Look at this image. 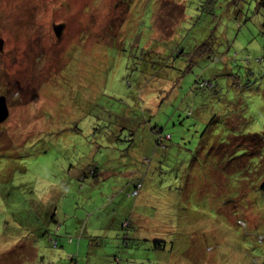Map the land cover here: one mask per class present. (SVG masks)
Segmentation results:
<instances>
[{"label": "rangeland", "instance_id": "374dc122", "mask_svg": "<svg viewBox=\"0 0 264 264\" xmlns=\"http://www.w3.org/2000/svg\"><path fill=\"white\" fill-rule=\"evenodd\" d=\"M0 39V264H264V4L0 0Z\"/></svg>", "mask_w": 264, "mask_h": 264}, {"label": "trees", "instance_id": "16d2710c", "mask_svg": "<svg viewBox=\"0 0 264 264\" xmlns=\"http://www.w3.org/2000/svg\"><path fill=\"white\" fill-rule=\"evenodd\" d=\"M216 2V1H215ZM260 4H264V0H259ZM216 7V5H215ZM262 60L264 59V57H260L257 60ZM215 87V83L213 80L210 79H205V78H197L195 80V84H194V89L197 88H201V89H205V88H209L212 89ZM242 123V121L237 120L236 118L234 119H229L228 124L232 127V128H239V125ZM156 134H157V144L162 145L163 147H166V140H171L173 138V136L169 133L163 135L161 134L162 132V128L156 126L154 128ZM234 138V142L238 144V146H240L242 148V150L247 153L250 157L254 158L256 160V162L259 163V167H261V170L264 171V131H252V132H248V133H243L240 137L238 138ZM236 140V141H235ZM151 158H145L144 162L147 163L148 161H150ZM98 172V167L94 168V173ZM145 173V172H144ZM139 178L137 181L133 180L131 183V188L132 190L129 192L130 195L132 196H136L135 194H133V192L138 189V184H141V187L138 190H142L143 189V180L146 176L145 174L142 175H138ZM263 179L261 181L260 184V189L262 190V192H264V172H263ZM128 237H125L124 239V245L128 246L129 242H127ZM129 239V238H128ZM160 241H156L158 246H161Z\"/></svg>", "mask_w": 264, "mask_h": 264}, {"label": "water", "instance_id": "95a60500", "mask_svg": "<svg viewBox=\"0 0 264 264\" xmlns=\"http://www.w3.org/2000/svg\"><path fill=\"white\" fill-rule=\"evenodd\" d=\"M64 23H60L58 25L55 26V30L58 36L61 35V32L64 28ZM3 39H0V48L2 49L3 46ZM9 115V107L7 104V99L4 95H0V123H2L7 116Z\"/></svg>", "mask_w": 264, "mask_h": 264}, {"label": "built area", "instance_id": "2783aa9c", "mask_svg": "<svg viewBox=\"0 0 264 264\" xmlns=\"http://www.w3.org/2000/svg\"><path fill=\"white\" fill-rule=\"evenodd\" d=\"M141 187V184H138V189ZM138 189H136L133 194L137 193Z\"/></svg>", "mask_w": 264, "mask_h": 264}]
</instances>
